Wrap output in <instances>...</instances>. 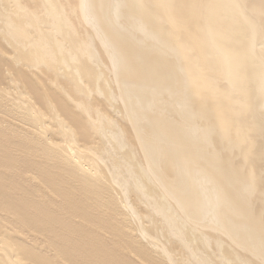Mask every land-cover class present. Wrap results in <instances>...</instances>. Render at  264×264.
Returning a JSON list of instances; mask_svg holds the SVG:
<instances>
[{
	"label": "bare ground",
	"instance_id": "bare-ground-1",
	"mask_svg": "<svg viewBox=\"0 0 264 264\" xmlns=\"http://www.w3.org/2000/svg\"><path fill=\"white\" fill-rule=\"evenodd\" d=\"M0 264H264V0H0Z\"/></svg>",
	"mask_w": 264,
	"mask_h": 264
},
{
	"label": "rangeland",
	"instance_id": "rangeland-1",
	"mask_svg": "<svg viewBox=\"0 0 264 264\" xmlns=\"http://www.w3.org/2000/svg\"><path fill=\"white\" fill-rule=\"evenodd\" d=\"M4 73V72H3ZM4 77H6V73L4 74ZM3 83H5V80L3 81ZM61 94V93H60ZM60 94H58V95H60ZM5 120H8V119H5ZM10 121V120H9ZM13 123H15V122H13Z\"/></svg>",
	"mask_w": 264,
	"mask_h": 264
}]
</instances>
